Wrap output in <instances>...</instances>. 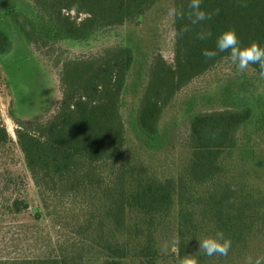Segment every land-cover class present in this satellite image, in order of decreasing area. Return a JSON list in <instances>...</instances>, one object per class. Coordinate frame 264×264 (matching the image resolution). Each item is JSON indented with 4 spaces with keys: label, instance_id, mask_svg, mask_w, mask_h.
Wrapping results in <instances>:
<instances>
[{
    "label": "trees",
    "instance_id": "16d2710c",
    "mask_svg": "<svg viewBox=\"0 0 264 264\" xmlns=\"http://www.w3.org/2000/svg\"><path fill=\"white\" fill-rule=\"evenodd\" d=\"M33 16L12 12L10 19L24 41L52 58L62 41L89 40L99 29L138 18L155 0H29ZM213 13L203 25L193 24L188 0H174V64L157 59L149 87L171 76L176 89L204 74L230 54L212 59L203 48L215 49V37L234 29L242 46H264V0H203ZM176 10L185 12L176 16ZM73 13V14H71ZM82 15V16H81ZM188 30L179 35L180 29ZM212 36L199 40L197 33ZM59 70L61 100L46 122L21 120L16 142L46 211L64 205V242L49 245L41 256L1 259L0 264H158L166 249L175 259L191 256L197 264H237L249 258L256 238L264 233V192L236 180L224 158L236 147L237 131L256 117L255 106L194 112L189 118L190 158L175 176L164 177L154 158L142 148L127 146L120 98L133 64L129 46L91 57L54 56ZM259 73L258 65H249ZM169 68V69H168ZM150 89V88H149ZM144 109L136 127L148 140L159 138L158 121ZM264 126V112L258 118ZM0 122V145L9 140ZM14 213L27 209L15 200ZM36 220L38 208L33 209ZM223 231L231 240L226 255L207 256L198 240ZM259 241V240H258Z\"/></svg>",
    "mask_w": 264,
    "mask_h": 264
},
{
    "label": "rangeland",
    "instance_id": "374dc122",
    "mask_svg": "<svg viewBox=\"0 0 264 264\" xmlns=\"http://www.w3.org/2000/svg\"><path fill=\"white\" fill-rule=\"evenodd\" d=\"M12 12L33 16V7L29 0H0V122L9 136L0 145V260L41 256L49 252L51 242L68 238V228L60 223L66 216L65 207L50 211L42 207L16 142L17 124L10 116L12 112L21 120L46 122L55 114L61 100V66L53 59L57 55L64 60L97 56L123 46L132 49L134 60L119 108L126 143L151 154L164 177L177 175L191 156L188 139L192 113L253 104L257 115L237 131L236 147L223 164L233 178L264 192V126L258 121L264 112V77L250 66L239 70L230 56L180 89L175 88L172 76L158 88L149 87L158 58L164 66L174 64V0H155L138 18L101 28L87 41H62L52 58L24 41L10 19ZM142 101L152 118H158L156 141L146 139L136 127ZM15 200L25 203L27 209L14 213L11 205ZM35 208L39 209V220L35 219ZM174 254V247L166 249L157 263L177 264ZM257 260L264 264V233L256 238L249 258L237 264H256ZM124 262L138 264L132 259Z\"/></svg>",
    "mask_w": 264,
    "mask_h": 264
},
{
    "label": "clouds",
    "instance_id": "9594fccd",
    "mask_svg": "<svg viewBox=\"0 0 264 264\" xmlns=\"http://www.w3.org/2000/svg\"><path fill=\"white\" fill-rule=\"evenodd\" d=\"M203 0H188L190 13L188 14L193 24L203 25L204 22L212 19L213 13L201 7ZM185 12L176 10V16L182 17ZM188 29H180L179 35H182ZM212 36L210 30L206 29L197 33L199 40H206ZM215 49L203 48L201 55L206 59H212L217 55V49L221 53H229L232 62L236 64L239 70L246 69L249 65H258L259 75L264 77V46L257 42H251L242 46L239 37L234 29H226L215 37ZM199 249L207 256L226 255L231 247V240L226 238L223 231H217L214 235L206 236L198 240ZM178 264H197V261L191 256L182 257ZM256 264H259L257 260Z\"/></svg>",
    "mask_w": 264,
    "mask_h": 264
}]
</instances>
